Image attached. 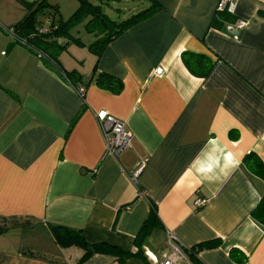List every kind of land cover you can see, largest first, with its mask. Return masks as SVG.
I'll use <instances>...</instances> for the list:
<instances>
[{
    "label": "crops",
    "instance_id": "0c3cea01",
    "mask_svg": "<svg viewBox=\"0 0 264 264\" xmlns=\"http://www.w3.org/2000/svg\"><path fill=\"white\" fill-rule=\"evenodd\" d=\"M89 1L121 20L149 5ZM154 1L162 9L110 42L95 73L93 35L84 24L85 37L70 32L84 47L69 42L58 61L90 80L83 102L54 66L12 42L7 29L25 11L0 0V264H120L104 254L81 261L84 250L55 244L50 227L131 253L152 207L160 227L143 257L124 264H161L172 246L186 264H264V225L252 218L264 181L243 164L251 156L264 165V0H235L219 23L220 0ZM235 21L247 26L229 33ZM182 52L213 61L209 75L192 76ZM100 73L122 91L97 88ZM98 113L125 123L130 147L118 156ZM201 243L212 246L190 256Z\"/></svg>",
    "mask_w": 264,
    "mask_h": 264
},
{
    "label": "trees",
    "instance_id": "16d2710c",
    "mask_svg": "<svg viewBox=\"0 0 264 264\" xmlns=\"http://www.w3.org/2000/svg\"><path fill=\"white\" fill-rule=\"evenodd\" d=\"M14 1L24 9L25 15L12 27H8V29L13 30L12 42L14 44H21V41H24V46L28 50L38 56L41 61L54 66L57 69L58 75L75 91L79 87H82L85 91L90 80L85 82L82 76L75 70L70 72L65 71L58 61L59 56L66 51L69 42L77 47H84L79 39H74L70 35L73 29L84 24V31L87 34L93 35L94 41L86 48L95 57L93 65V73H95L99 59L110 42L137 23L150 18L162 9L154 0H149V5L146 9L127 19L114 21L102 12L99 5H95L89 0H76L78 4L76 10L68 18L63 19L58 7L51 5L49 0H33L32 2L25 0ZM227 15L230 14L216 12L214 22H223L224 16ZM42 28L46 30L45 33H40ZM58 40H66L67 43L60 45L58 44ZM180 58L188 72L192 76L201 79L206 78L214 66V62L209 58L188 52H182ZM95 85L97 88L114 95L119 94L123 89L120 80L102 73L97 75ZM79 97L84 102V94L79 95ZM243 164L254 176L264 181V165H262L258 158L247 156L244 158ZM252 218L257 223L264 225V193H262L257 207L252 212ZM158 227H160V222L155 208L152 207L134 240V251L131 253L124 252L105 243L89 244L85 241L81 231L52 226L50 227V232L55 244L62 248L81 247L84 250L81 261L95 254H104L115 256L118 258L120 264H124L130 257H143V244L149 234ZM211 246L209 243L196 245L190 248V256L197 255L200 251L206 250ZM231 257L233 258V253H231Z\"/></svg>",
    "mask_w": 264,
    "mask_h": 264
},
{
    "label": "built area",
    "instance_id": "2783aa9c",
    "mask_svg": "<svg viewBox=\"0 0 264 264\" xmlns=\"http://www.w3.org/2000/svg\"><path fill=\"white\" fill-rule=\"evenodd\" d=\"M234 10L235 0H220L216 7V12H226L230 15L234 13ZM246 26L247 23L244 21H235L233 27L229 29V33L238 32ZM45 32L46 30L43 28L40 30V33ZM7 33L9 37H13L12 29H8ZM21 44L24 45L25 42L21 41ZM76 92L78 95H82L84 94V89L82 87H79ZM95 118L104 137L107 152L110 155L118 156L130 147V137L126 133V127L123 121L114 118L113 116L106 113H98L95 115ZM142 166L143 165L136 169V171L133 173V176H137ZM203 204L204 201L197 202L198 206ZM184 261L185 258L182 252L175 246H172V254L161 264H186Z\"/></svg>",
    "mask_w": 264,
    "mask_h": 264
},
{
    "label": "rangeland",
    "instance_id": "374dc122",
    "mask_svg": "<svg viewBox=\"0 0 264 264\" xmlns=\"http://www.w3.org/2000/svg\"><path fill=\"white\" fill-rule=\"evenodd\" d=\"M28 2H32L33 0H26ZM91 2V1H90ZM100 2L103 4L102 6H106L107 4V0H100ZM49 3L51 5H56L58 7V10H59V13L61 16L63 17H67L69 14H71L72 10H73V7H76L77 6V2L76 0H49ZM109 3L113 4L114 5V8H119V9H122L123 6H120V5H116L115 2H112V0L109 1ZM99 4V2H98ZM104 8V7H103ZM113 16V15H112ZM114 21H120L121 19H115L114 17H111ZM81 27L82 26H78L72 33L73 36L75 37H79L81 38L82 36L85 37V35L87 34H84L81 30ZM77 31H79V35H77ZM67 50V49H66Z\"/></svg>",
    "mask_w": 264,
    "mask_h": 264
},
{
    "label": "water",
    "instance_id": "95a60500",
    "mask_svg": "<svg viewBox=\"0 0 264 264\" xmlns=\"http://www.w3.org/2000/svg\"><path fill=\"white\" fill-rule=\"evenodd\" d=\"M233 35H235V33H232Z\"/></svg>",
    "mask_w": 264,
    "mask_h": 264
}]
</instances>
